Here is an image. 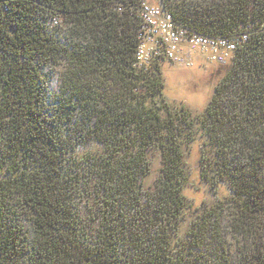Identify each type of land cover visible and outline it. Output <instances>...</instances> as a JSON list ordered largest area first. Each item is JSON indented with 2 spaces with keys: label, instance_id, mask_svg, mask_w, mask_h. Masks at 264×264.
Listing matches in <instances>:
<instances>
[{
  "label": "trees",
  "instance_id": "1",
  "mask_svg": "<svg viewBox=\"0 0 264 264\" xmlns=\"http://www.w3.org/2000/svg\"><path fill=\"white\" fill-rule=\"evenodd\" d=\"M140 2L0 0V264H264V0H160L190 31L246 33L194 120L160 102L159 61L134 65ZM193 123L200 179L229 196L182 229Z\"/></svg>",
  "mask_w": 264,
  "mask_h": 264
},
{
  "label": "rangeland",
  "instance_id": "2",
  "mask_svg": "<svg viewBox=\"0 0 264 264\" xmlns=\"http://www.w3.org/2000/svg\"><path fill=\"white\" fill-rule=\"evenodd\" d=\"M152 4L161 5L160 0H145ZM162 6V5H161ZM192 60L191 65L173 63L168 60L160 62V71L158 76L163 82L160 97L161 103L166 105V109L170 111H179L180 107L188 110L192 120L203 111L207 105L213 88L224 70L230 66L231 58L224 64L207 60L202 54L192 51L189 53ZM63 65H57L48 72V88L51 92L58 90L60 84V75ZM161 114L165 116V111ZM194 134L193 140L189 146L182 145L183 161L187 172V181L182 187V194L191 205L186 213L185 221L182 229L188 225L193 215V209L199 208L203 202L211 204L216 198H226L229 196V188L225 183H219L210 187V184L200 179L199 156L201 150V138L196 131V124L193 123L190 129L183 130V133L189 132ZM149 171L141 179L143 188L148 190L154 189V183L160 174L162 166L159 149L156 146L146 150ZM23 227L30 230V225L22 220Z\"/></svg>",
  "mask_w": 264,
  "mask_h": 264
},
{
  "label": "built area",
  "instance_id": "3",
  "mask_svg": "<svg viewBox=\"0 0 264 264\" xmlns=\"http://www.w3.org/2000/svg\"><path fill=\"white\" fill-rule=\"evenodd\" d=\"M139 26L136 32V67L147 68L153 61L168 60L191 65L189 53L196 51L207 60L224 64L237 46L246 39V33L232 36L204 35L190 31L175 21L172 14L159 4L141 0L138 6ZM59 19L52 18V24Z\"/></svg>",
  "mask_w": 264,
  "mask_h": 264
}]
</instances>
